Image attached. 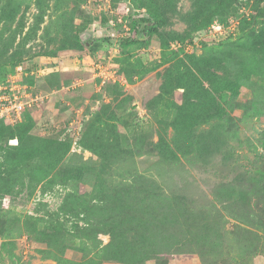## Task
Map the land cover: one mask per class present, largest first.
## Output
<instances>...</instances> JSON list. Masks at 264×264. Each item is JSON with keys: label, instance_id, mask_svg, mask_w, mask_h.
<instances>
[{"label": "rangeland", "instance_id": "374dc122", "mask_svg": "<svg viewBox=\"0 0 264 264\" xmlns=\"http://www.w3.org/2000/svg\"><path fill=\"white\" fill-rule=\"evenodd\" d=\"M156 1L166 12L165 25L158 35L148 39L147 47L131 49L135 59L155 69L142 79L129 81L121 74L126 83L107 81L101 86V79L93 77L95 66L104 58L117 56L114 47L108 50V40L115 41L129 33L128 16L136 8L131 0H119L116 8H113V0H0V64L5 63L11 68L14 60H23L22 67L28 75L21 79L34 91L48 96L41 108L34 109L31 114L35 122L34 135L58 138L62 131L67 130L77 111L82 112L84 118L86 115L82 131L91 126L94 129L100 126L97 134L103 140L108 136L102 128L111 129L106 124L112 122L109 120L112 113L116 112L124 123L128 122L125 126L117 121L121 139L116 148L108 146L105 151L98 148L99 154H96L87 148L82 152L75 147L64 158L58 176L39 185L13 181L12 194H6L5 197L0 195V247L2 242L6 244L3 252H0V264H55L54 256L45 252L48 248L43 243L46 239L42 231L53 221H60L66 227L72 226L77 219L65 216L63 209L67 206L71 211L73 205L79 208L86 202H91V205L92 202L96 203L92 200L102 193L100 181L107 190L118 186H132L139 190L143 184L149 187L155 185L156 193L165 194L171 202L182 197L192 210H204L211 222L217 217L221 218L219 231L213 237L216 240L223 237L224 241L219 242V249L212 258L222 259V255L226 258L237 257L236 238L241 236L243 229L249 231L251 236L257 231L264 232L259 227L255 200L247 203L239 199L227 201L219 198L223 187H233L238 191L251 190L254 170H264V159H257L253 152L254 145L259 146L257 139L264 134V119L240 120L239 112L233 111L231 115L236 121L223 123L225 126L215 120H201L193 126L191 139L201 136L203 140L211 141L213 136L218 138L212 142V151L200 158L195 153L181 155L173 146L175 132L170 123L176 116L174 108L167 107L168 113H163L164 103L149 108V104L161 94L167 71L172 70L173 64L183 59L185 54L202 55L205 52L203 43L211 48L227 38L237 36L238 20L242 17L240 10L250 16L256 12L259 14V9L256 11L255 8H261L259 22L264 25V2L235 0L232 8H237L239 19L234 18L236 14L231 15L227 19L230 25L222 31V36L211 29L213 23L218 21L216 19L197 36L193 47H184L175 42L190 34V17L197 8L196 0ZM139 12L148 16L145 8ZM76 35L84 41L90 40L94 52L76 48L73 42ZM166 42L170 44V50L179 48L184 49V52L172 62L158 65L162 45ZM116 65L119 71L120 66ZM219 73L222 74L221 71ZM14 74L16 72L10 76ZM29 80L34 84L29 85ZM107 84L119 86L120 89L103 93ZM250 88V83H244L242 94H247ZM182 98V91L178 90L172 100L180 105ZM99 112L101 116L98 121L95 117ZM157 117L162 120L160 124ZM235 133L238 137L231 139ZM141 136H144V141ZM160 137H165L173 146L172 150L179 156L177 160H163L160 150L155 147ZM16 145V139L0 141V162L4 168L8 167L5 163L6 148ZM260 156H264V153H260ZM80 166L87 168L84 176L77 171ZM80 210L83 211V208L80 207ZM31 217L45 219V222L38 224L43 230L34 233V225L27 223L32 220ZM79 225L86 224L80 221ZM99 238L103 245L110 240L108 235H100ZM75 242L76 246L82 245L81 240ZM85 246L86 250L68 251L65 257L77 262L91 259V264H103L94 255V245L86 241ZM161 258L160 264H203L194 247H184L180 253L164 254ZM143 264L158 263L153 261ZM250 264H264V251L252 258Z\"/></svg>", "mask_w": 264, "mask_h": 264}, {"label": "trees", "instance_id": "16d2710c", "mask_svg": "<svg viewBox=\"0 0 264 264\" xmlns=\"http://www.w3.org/2000/svg\"><path fill=\"white\" fill-rule=\"evenodd\" d=\"M118 1L113 0V8L117 7ZM131 1L136 8L128 16L129 33L115 41L108 40V50L118 46L114 62L120 66L119 73L125 75L129 81L142 79L155 69L135 59L131 49L147 47L148 39L158 35L167 20L166 12H163L161 5H157L156 0ZM234 2L235 0H196L197 8L190 17L192 30L185 37L178 38L175 43L184 47L188 44L194 45L197 36L207 30L216 19L226 24L227 19L236 14L237 8L235 6L232 8ZM259 2L262 3L264 0ZM142 8L147 9L148 16L140 14ZM256 9H259V14L256 12L250 19L241 18L239 32L235 38H227L211 48L203 43L205 52L202 55L185 54L183 59L173 64L172 70L166 73L160 96L149 104V108H153L154 105L164 103L163 113L169 112L167 107L174 108L176 116L170 123L175 132L172 141L181 155L195 153L201 158L212 151L214 146L212 142L218 137L212 135L214 139L211 141H205L201 136L200 139L199 137L191 139L193 126L199 124L201 120L205 122L211 119L221 125L234 123L236 118L231 115L233 111L239 112L240 120L264 119V25L259 22L262 9ZM73 42L81 51L94 52L90 40L84 41L76 35ZM170 49L168 42L162 45V56L158 65L170 63L184 52V49ZM22 64L23 60H14L11 68L5 66V63L0 64V85L5 84L8 77ZM29 83L34 84L31 80ZM244 83H250L251 88L243 95L241 87ZM119 89V86L107 84L103 88V93ZM178 90L182 91L183 96L180 105L172 100ZM33 110H27L22 122L15 126L0 122V141L9 142L16 139L18 142V145L6 148L5 163L8 167L4 168L0 162L1 197L12 194L13 181L39 185L58 176L64 158L72 153L75 147L82 152L87 148L96 154H99L98 148L104 151L108 146L116 148L117 144L120 145L121 139L117 121L125 126L128 124L114 112L109 119L112 122L106 124L111 129L102 128L108 136L104 140L97 134L100 126L96 129L91 126L83 131L81 128V135L78 138L74 133L66 131H62L58 138H40L32 133L35 127L31 115ZM100 116V112L96 113L95 119L99 121ZM157 120L159 124L162 122L158 117ZM237 137L235 133L231 139ZM140 138L144 141V136ZM257 142L259 146L254 145L253 152L256 153L257 159L263 160L264 156H260V153H264V134L259 136ZM173 146L165 137H160L155 145L165 162H173L179 158L177 152L172 150ZM86 170L85 166H80L77 171L84 176ZM254 171L251 190L238 191L233 187H223L219 192V198L227 201L239 199L247 203L255 200L257 216L260 219L259 227L264 229V170ZM100 184L102 193L92 200L97 202H92V205L91 202H86V205L80 206L83 211L75 205L71 211L67 206L65 208L63 206L65 216L77 219L72 226L66 227L60 221H53L42 231L46 239L43 243L48 248L45 252L54 256L55 264L93 263L91 259L77 262L65 257L68 251L86 250V241L94 245V255L103 264H143L153 261L160 264L162 255L180 253L184 247H194L203 264H250L252 258L264 251V232L257 231L251 236L249 231L243 229L241 236L236 238L237 257L226 258L222 255L220 256L222 259L212 258L219 249V242L224 241L223 237L217 240L213 237L215 232L219 231L221 218L217 217L211 222L204 210H192L182 197L171 202L166 199L165 194L156 193L155 185L149 187L143 184L139 186V190L132 186L127 188L118 186L113 190H107L102 181ZM92 218L95 220L91 221ZM31 219L27 223L34 225V233L43 230L38 224L45 222V219L39 217ZM80 221H84L86 225L80 226ZM100 235H108L109 242L103 245ZM75 240H81L82 245L76 246ZM4 243L5 241L0 247L1 253L6 247Z\"/></svg>", "mask_w": 264, "mask_h": 264}, {"label": "built area", "instance_id": "2783aa9c", "mask_svg": "<svg viewBox=\"0 0 264 264\" xmlns=\"http://www.w3.org/2000/svg\"><path fill=\"white\" fill-rule=\"evenodd\" d=\"M240 13L242 15L241 18L247 17L248 19H250L253 15L252 14L250 16H246L245 13L241 10ZM234 18H236L237 20L239 19L237 18V16ZM241 18L238 20L239 23L241 21ZM229 25V22H227L226 24H222L219 21H215L211 26V29L215 32L217 31L221 33L219 36H222L224 34L222 33V31L224 29H227ZM189 45L192 46L193 44H188L186 45V47ZM178 46L181 45L179 44ZM114 51L116 54L118 53L117 45L114 47ZM115 57L116 56H109L106 61L98 62L95 66L93 77L97 80L101 79V86L104 85L107 81L114 84L118 82H127L126 79L118 71L117 65L114 62ZM29 73L33 74V72ZM24 75L27 76L28 72H24V68L22 67V65H20L16 70V74L10 76L5 84L0 85V122H5L9 126H15L21 123L24 113L27 110L41 108V105L44 104V101L48 98V96L34 91L31 86L25 84L24 80L21 79ZM77 112L78 113L76 117L73 118L66 127V131L68 133H74L75 137L78 138L81 132L84 114L82 116V112ZM73 146H76V139L73 143Z\"/></svg>", "mask_w": 264, "mask_h": 264}]
</instances>
